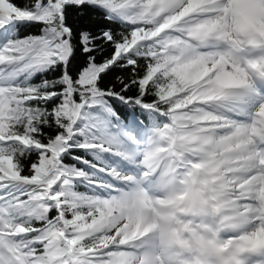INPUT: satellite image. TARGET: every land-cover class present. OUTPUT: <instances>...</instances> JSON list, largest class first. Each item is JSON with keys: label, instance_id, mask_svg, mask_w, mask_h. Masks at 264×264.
I'll list each match as a JSON object with an SVG mask.
<instances>
[{"label": "snow or ice", "instance_id": "snow-or-ice-1", "mask_svg": "<svg viewBox=\"0 0 264 264\" xmlns=\"http://www.w3.org/2000/svg\"><path fill=\"white\" fill-rule=\"evenodd\" d=\"M0 264H264V0H0Z\"/></svg>", "mask_w": 264, "mask_h": 264}]
</instances>
